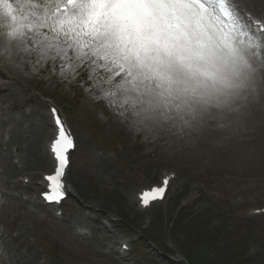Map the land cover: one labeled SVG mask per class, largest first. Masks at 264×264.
<instances>
[{
	"label": "rangeland",
	"instance_id": "rangeland-1",
	"mask_svg": "<svg viewBox=\"0 0 264 264\" xmlns=\"http://www.w3.org/2000/svg\"><path fill=\"white\" fill-rule=\"evenodd\" d=\"M242 2L264 15V0ZM45 7L37 14L43 15ZM33 39L39 42L41 37ZM6 47V40L0 39V50ZM61 63L59 56L45 60L36 51L17 54L15 43L0 55V141L7 128L15 126L12 136L21 131L12 117L26 106L33 108V114L23 119L25 127L47 111L40 98H29L31 85L55 96L79 142L69 173L74 195L59 218L56 210L17 197L19 187H5L7 179L17 177L9 171L14 166V143L8 148L0 142V215L14 220L13 225H0V242L16 252L19 244L12 233L17 231L30 245L22 246L10 264H36L41 258L48 264H170L166 259L176 252L186 254L190 264H264V216L249 214V209L264 204V107L253 120L243 124L238 120L240 128L234 118L251 111L243 108L253 103L251 98L238 101L236 110L213 109L215 118L193 122L191 127L159 115L138 124L129 109L102 98L103 69L86 64L76 68L77 75L69 81L68 72L59 74ZM98 111L106 113L108 121L100 120ZM46 131L50 132L49 126ZM163 169L179 173L171 197L144 212L137 203V190L157 182ZM42 171H37L38 179ZM25 190L23 195L35 193ZM68 218L81 222L76 224L78 230ZM110 218L116 221L107 224ZM119 230L130 232L135 243L125 255L118 254L119 244H113ZM25 256L32 259L27 263L18 259Z\"/></svg>",
	"mask_w": 264,
	"mask_h": 264
},
{
	"label": "snow or ice",
	"instance_id": "snow-or-ice-1",
	"mask_svg": "<svg viewBox=\"0 0 264 264\" xmlns=\"http://www.w3.org/2000/svg\"><path fill=\"white\" fill-rule=\"evenodd\" d=\"M46 3L57 6L51 16L45 7L43 15L33 13L35 21L24 18L22 22L14 14L12 0H0V25L4 20L11 22L7 47L0 55L15 43L17 54L36 51L52 61L59 56V74L63 77L68 72L69 81L77 75L76 68L96 65L106 77L102 98L129 109L134 123L144 124L159 115L165 121L179 119L191 127L193 122L215 118L213 109L236 110L233 106L238 101L255 92L258 68L253 58L258 51L253 50L264 48V41L247 30L235 0ZM61 4L66 5L63 10ZM35 36L41 37L39 42ZM51 114L57 129L50 144L55 168L45 177L49 190L42 195L59 203L66 196V169L76 143L54 106ZM168 181L165 178L163 186L141 193L142 205L163 200Z\"/></svg>",
	"mask_w": 264,
	"mask_h": 264
},
{
	"label": "bare ground",
	"instance_id": "bare-ground-1",
	"mask_svg": "<svg viewBox=\"0 0 264 264\" xmlns=\"http://www.w3.org/2000/svg\"><path fill=\"white\" fill-rule=\"evenodd\" d=\"M256 51H258V56L253 58L254 66L258 68V71L255 76V92L250 91L247 95V99L251 98L250 100H252L249 102L250 103L253 102L252 104L246 103V105H243V108L247 110H251L253 107L254 109L255 108L261 109V106L264 105V66H261V65H264V48H261ZM255 114H257L256 111H254L253 113L251 111H248L246 112V115H242V116L238 115V117L236 116L234 118L236 120L235 124L237 125V127H239V124H237L238 120L239 122L243 124L245 122L253 120V118L256 117ZM47 118L48 116L42 113L40 119L38 121L37 120L34 121V124L32 125V127H30L31 129L26 128L24 130L20 128L21 131L17 132L16 135L13 136L12 142L15 144V147L18 149L19 158L17 157L18 160H16L17 163L13 164L14 166L11 163H9V165L13 166V168L11 169L9 168V171L11 172L12 177L26 173V174H32L33 178L36 179V175L38 174L37 171L43 170L46 172L47 169L43 167L48 166V164L53 163V160L51 156L48 154L47 149L44 147V144H41L42 141L45 140L46 135H47V131H46V127H47L46 121H48ZM11 136L8 135L9 138ZM0 142L1 144H3L2 136H1ZM0 154L3 155L2 152ZM6 158L7 156L5 157V159ZM36 169L38 170L36 171ZM4 185L7 188H11V186L13 185L22 186V187H25L26 189L36 187V183H34V181L31 182L29 185L24 184L23 182H19L17 180L14 181V183L13 181H7L5 182ZM71 187H72L71 194H73L74 193L73 186L71 185ZM0 191H3V189H0ZM77 221H78L77 219L69 218L68 223L72 227L73 226L72 224L77 223ZM13 223H14V220L8 221L7 218L4 219V216L0 215V225L1 226L13 225ZM23 237H24L23 234H19L16 238L19 244L17 250H15L16 252L20 250L22 246H26L28 249L30 248V245L24 241ZM16 252H14V250L11 248H7L8 258L15 259L17 257ZM18 259H22L24 263H27L32 259V257L29 258L25 256L24 258L19 257Z\"/></svg>",
	"mask_w": 264,
	"mask_h": 264
}]
</instances>
